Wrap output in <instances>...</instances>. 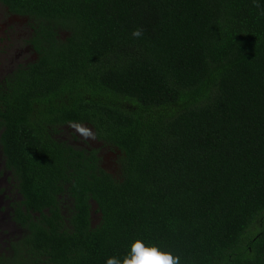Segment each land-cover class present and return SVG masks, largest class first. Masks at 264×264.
Listing matches in <instances>:
<instances>
[{"label":"trees","instance_id":"obj_1","mask_svg":"<svg viewBox=\"0 0 264 264\" xmlns=\"http://www.w3.org/2000/svg\"><path fill=\"white\" fill-rule=\"evenodd\" d=\"M0 3L41 16L40 60L0 79L28 231L0 264H105L136 240L180 264H264V0ZM84 123L119 176L50 135Z\"/></svg>","mask_w":264,"mask_h":264},{"label":"flooded vegetation","instance_id":"obj_2","mask_svg":"<svg viewBox=\"0 0 264 264\" xmlns=\"http://www.w3.org/2000/svg\"><path fill=\"white\" fill-rule=\"evenodd\" d=\"M40 50L41 16L12 12L0 3V79L14 77L15 73L38 62ZM39 108L41 106L35 105V109ZM34 114L39 116L36 112ZM50 135L55 141L76 151L85 154L95 152L101 169L113 177L119 176L118 152L97 140L92 126L86 123L63 125L51 130ZM19 178L15 169L7 166L0 145V252L11 251L12 245L28 234L26 228L17 221L18 209L26 214ZM92 208L94 226L98 223L99 215L95 213L94 204Z\"/></svg>","mask_w":264,"mask_h":264},{"label":"clouds","instance_id":"obj_3","mask_svg":"<svg viewBox=\"0 0 264 264\" xmlns=\"http://www.w3.org/2000/svg\"><path fill=\"white\" fill-rule=\"evenodd\" d=\"M134 36H139V32H134ZM105 264H180L178 256L161 250L158 246H148L142 240H136L123 258L109 257Z\"/></svg>","mask_w":264,"mask_h":264},{"label":"rangeland","instance_id":"obj_4","mask_svg":"<svg viewBox=\"0 0 264 264\" xmlns=\"http://www.w3.org/2000/svg\"><path fill=\"white\" fill-rule=\"evenodd\" d=\"M21 38H22V35H21Z\"/></svg>","mask_w":264,"mask_h":264}]
</instances>
